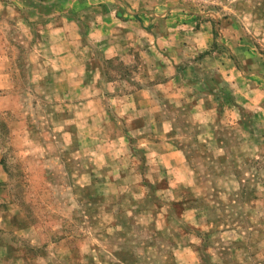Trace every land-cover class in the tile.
<instances>
[{
    "label": "rangeland",
    "instance_id": "374dc122",
    "mask_svg": "<svg viewBox=\"0 0 264 264\" xmlns=\"http://www.w3.org/2000/svg\"><path fill=\"white\" fill-rule=\"evenodd\" d=\"M0 264H264V0H0Z\"/></svg>",
    "mask_w": 264,
    "mask_h": 264
},
{
    "label": "crops",
    "instance_id": "0c3cea01",
    "mask_svg": "<svg viewBox=\"0 0 264 264\" xmlns=\"http://www.w3.org/2000/svg\"><path fill=\"white\" fill-rule=\"evenodd\" d=\"M144 93H145L144 89L139 88L137 91L125 94V96H132L133 98H136V97L145 95L146 98H148L149 102L154 103V101L150 99L151 94L146 95ZM116 97H118L119 100H122L121 96H116ZM122 101H119V103H118L121 107H123L121 104ZM150 122L153 124L152 127H154V129H153L154 136L152 139L156 140V142L153 140L154 141L153 143H154V145H156V147L150 148L149 152L155 153L157 155V158L161 157L163 162H168V163L170 162L171 164H173L172 167H177L179 174L184 175V172L181 173L180 165L182 163L183 157L185 158V152L182 153L180 150L179 151L175 150L176 148H174L169 142H167L168 138H169L168 134L170 132H169V129H167V127H166V124H167L166 121L163 120L162 117L159 118L158 115H153V118L151 119ZM162 143H165L166 145H163V147H162L163 152H160V151H158L157 148Z\"/></svg>",
    "mask_w": 264,
    "mask_h": 264
}]
</instances>
